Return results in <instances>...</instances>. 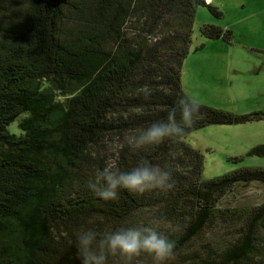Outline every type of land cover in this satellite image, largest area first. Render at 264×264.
<instances>
[{"label":"trees","instance_id":"1","mask_svg":"<svg viewBox=\"0 0 264 264\" xmlns=\"http://www.w3.org/2000/svg\"><path fill=\"white\" fill-rule=\"evenodd\" d=\"M200 6L221 16L206 0H0V264H81L82 228L114 232L151 220L175 241L166 264H264V202L219 206L237 185L264 186V169L203 180L202 154L183 141L209 126L264 122L263 111L200 105L180 139L139 149L128 139L187 97L181 70ZM200 33L231 40L212 25ZM15 121L18 135L8 129ZM111 142L112 171L147 160L173 187L95 195L88 181L108 167ZM249 154L264 158V144Z\"/></svg>","mask_w":264,"mask_h":264},{"label":"rangeland","instance_id":"2","mask_svg":"<svg viewBox=\"0 0 264 264\" xmlns=\"http://www.w3.org/2000/svg\"><path fill=\"white\" fill-rule=\"evenodd\" d=\"M221 16L198 7L189 53L181 70V86L199 105L234 115L264 112V0H212ZM209 4V3H208ZM203 25L231 32L229 43L208 40ZM9 131L18 135L17 121ZM183 141L203 156L202 179L210 180L242 168H263L264 158L250 150L264 144V122L232 126H209L187 135ZM117 142L107 144L106 162L112 170ZM264 202V186L237 185L219 203L222 208H247ZM108 264H121L109 257ZM133 264H152V259L134 258Z\"/></svg>","mask_w":264,"mask_h":264},{"label":"clouds","instance_id":"3","mask_svg":"<svg viewBox=\"0 0 264 264\" xmlns=\"http://www.w3.org/2000/svg\"><path fill=\"white\" fill-rule=\"evenodd\" d=\"M199 102L190 97L178 98L165 119L152 122L148 127L132 130L128 137L133 147L139 149L157 145L167 139H180L192 127L199 113ZM179 111V119L177 113ZM170 175L147 160L126 172H115L109 167L97 170L88 181V187L105 201L117 199V189L144 193L153 188H172ZM160 220H151L147 226L121 228L114 232L81 229L77 233V258L81 264H108V258L119 257L121 264H133L141 253L148 254L152 264H166L172 256L175 241L157 230Z\"/></svg>","mask_w":264,"mask_h":264},{"label":"crops","instance_id":"4","mask_svg":"<svg viewBox=\"0 0 264 264\" xmlns=\"http://www.w3.org/2000/svg\"><path fill=\"white\" fill-rule=\"evenodd\" d=\"M212 0H206L207 3H210Z\"/></svg>","mask_w":264,"mask_h":264}]
</instances>
